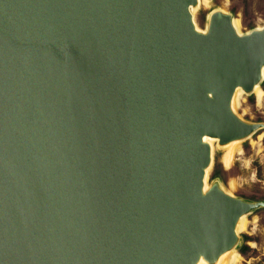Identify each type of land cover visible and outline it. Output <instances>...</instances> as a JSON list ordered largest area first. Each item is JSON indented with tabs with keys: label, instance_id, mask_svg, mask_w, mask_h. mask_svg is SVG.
Wrapping results in <instances>:
<instances>
[{
	"label": "water",
	"instance_id": "95a60500",
	"mask_svg": "<svg viewBox=\"0 0 264 264\" xmlns=\"http://www.w3.org/2000/svg\"><path fill=\"white\" fill-rule=\"evenodd\" d=\"M200 0H0V264H217L264 207L207 183L264 80V27Z\"/></svg>",
	"mask_w": 264,
	"mask_h": 264
},
{
	"label": "rangeland",
	"instance_id": "374dc122",
	"mask_svg": "<svg viewBox=\"0 0 264 264\" xmlns=\"http://www.w3.org/2000/svg\"><path fill=\"white\" fill-rule=\"evenodd\" d=\"M205 1L200 0L198 7L192 11L199 29L205 30L208 16L215 10L231 13L239 22L240 33L264 27V0ZM260 86L264 90V80ZM234 110L247 121L264 123V100L258 104L254 93L243 94ZM239 142L242 153L236 155L231 167L226 169L222 163L224 147H220L216 141L207 183L219 180L224 189L234 196L264 202V129ZM246 217V227L238 232L242 245L240 250L236 249L241 255L240 264H264V207Z\"/></svg>",
	"mask_w": 264,
	"mask_h": 264
},
{
	"label": "bare ground",
	"instance_id": "6f19581e",
	"mask_svg": "<svg viewBox=\"0 0 264 264\" xmlns=\"http://www.w3.org/2000/svg\"><path fill=\"white\" fill-rule=\"evenodd\" d=\"M206 5H208V4H206ZM238 24H239L238 20L236 18H234V25H235L236 29L238 30V32H240V30L238 28ZM263 77H264V69H263ZM253 93L256 95L257 103L261 104L264 100V90L261 88V86H257L254 89ZM243 94H245V93L242 89L236 90V93L234 95V100H233V107L239 103V100L243 96ZM261 138H262V134L259 135V139H261ZM208 141L210 142L212 147H214L216 140L215 139H208ZM223 150H224V153L222 155V163H223L224 167L227 169V168L231 167V165L235 159V156L242 153V149L240 148V142L237 141V142H233V143L226 145ZM231 185H233V184L231 183ZM246 225H247V217L244 216L241 218V220L238 223L237 231L238 232L242 231L246 227ZM240 263H241V255L236 250H232V251L224 254L219 259V261L217 262V264H240Z\"/></svg>",
	"mask_w": 264,
	"mask_h": 264
},
{
	"label": "trees",
	"instance_id": "16d2710c",
	"mask_svg": "<svg viewBox=\"0 0 264 264\" xmlns=\"http://www.w3.org/2000/svg\"><path fill=\"white\" fill-rule=\"evenodd\" d=\"M241 246H242V245L239 246V248H238L239 250L241 249ZM243 250H245V249H243Z\"/></svg>",
	"mask_w": 264,
	"mask_h": 264
}]
</instances>
